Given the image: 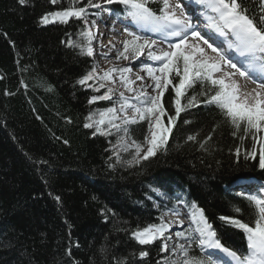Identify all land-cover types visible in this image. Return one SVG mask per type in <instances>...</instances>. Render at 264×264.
I'll return each mask as SVG.
<instances>
[{
  "label": "trees",
  "instance_id": "1",
  "mask_svg": "<svg viewBox=\"0 0 264 264\" xmlns=\"http://www.w3.org/2000/svg\"><path fill=\"white\" fill-rule=\"evenodd\" d=\"M242 2L249 15H259L258 0ZM67 4L0 0V264H67V247L79 264H114L113 257L126 258L127 264H164L167 255L160 251L159 240L139 245L131 232L158 223L165 207L176 206L178 198L195 201L218 237L234 250H244L242 231L218 217L254 219L246 197L232 186L264 181L258 157L245 160L242 151L237 162L229 149L241 145L238 136L231 135L233 129L214 105H201L181 113L166 151L129 166L126 161L134 149L119 146L122 132L112 128L111 135H100L84 127L90 112L114 106L108 100L89 103L104 88L94 91L76 81L94 60L62 43L83 40L78 33L87 26L74 18L68 24L39 23L44 13ZM109 7L125 14L123 5ZM173 96L170 87L163 97L169 114H174ZM185 119L191 123H183ZM164 121L167 124L166 117ZM146 125H128L126 139L142 142ZM196 133L195 141H187ZM209 134L212 139L201 149L200 142ZM251 143L246 139L243 147ZM234 206L242 213H235ZM198 249L193 245L191 255L203 256ZM141 250L149 255L141 259Z\"/></svg>",
  "mask_w": 264,
  "mask_h": 264
},
{
  "label": "snow or ice",
  "instance_id": "2",
  "mask_svg": "<svg viewBox=\"0 0 264 264\" xmlns=\"http://www.w3.org/2000/svg\"><path fill=\"white\" fill-rule=\"evenodd\" d=\"M59 2L61 0H50L52 5ZM18 3L25 5L26 0H18ZM153 3H159L161 7L154 10L149 6ZM193 3L202 9L199 17L204 21V30L219 38V44H216L215 40L210 43L211 37L206 38L201 34L199 25L193 23L192 17L183 11V3L173 4L171 0H87L86 3L84 0H68L67 7L44 13L39 23L68 24L73 18L82 21L87 27H84L78 36L83 40L68 39L62 43H66V46L73 50L78 49L79 55L88 57L94 55L92 41L96 38V33L92 30L96 21H89V9L105 10L104 5H123L125 18H130L131 22L141 30L147 28L150 32L160 33L164 39L175 38L167 44V48H158L157 41L151 36L140 34L128 27L124 28L127 38L120 42L122 47L116 51L115 59L135 61L143 57L138 67L146 72L151 83H144L145 77L138 73L133 78L130 66H113L101 74L97 72L98 66L95 64L76 81L77 84L92 88L94 91L106 88L102 95L92 96L89 103L98 100L112 101L115 89L109 86V83L115 85L117 79L125 91L132 93L131 96H126L125 91H120L113 107L90 112L85 118L89 122L84 124L85 128H95V132L100 135H111L112 128L122 132L123 135L118 138L119 146L124 151L134 149L131 159L126 161L129 166L154 157L159 150H167L168 139L182 112L201 105H214L219 110L223 122L233 129L231 135L238 136L241 141L240 146L235 147L234 150L229 149L230 152L234 151L237 162L243 151L245 160L256 161L258 157V167L264 170V0H258L259 15H249V9L242 0H193ZM176 9H181V14H177ZM91 14L99 16L101 11ZM190 38L195 42L189 43ZM201 43L206 48L202 47ZM109 44L112 42L109 41ZM112 47L115 48V45ZM208 49L214 55H209ZM229 51L244 58L240 67L227 56ZM103 55L107 57L109 54ZM113 73L117 75L114 77ZM218 73L220 75H217ZM252 73L256 75L252 76ZM237 74L240 77L251 76L253 83L259 81L257 87L251 91H243L235 79ZM88 81H99V83L89 84ZM137 81L142 82L139 88L135 87ZM197 84L200 86L199 90L188 95L189 90L194 89ZM23 86L27 88L26 84ZM170 87L174 91L172 98L174 114L168 113L163 102L164 94ZM149 88L151 92L148 91ZM129 110L131 116L128 114ZM165 117L167 124L164 121ZM118 120L121 123H116ZM142 121L147 122V134L144 140L138 142L131 139L128 142L127 126ZM183 123L189 124L191 121L185 119ZM219 126L220 124L214 125L213 132ZM241 131L243 134L238 135ZM197 135L199 133L188 135L186 139L195 141ZM249 138L252 143L248 148H244L243 141ZM211 139L212 135L209 134L200 142V148L204 149ZM116 155L120 159L118 152ZM155 191L159 192L158 189ZM245 191L252 190L245 186L241 194L243 195ZM255 193L246 196L254 215L251 222H245L236 216L218 217L228 226L242 231L246 241L244 250H234L222 243L213 224L205 215V210L195 201L178 198V203L184 205L189 224L185 227L182 220L176 222L183 230L174 234L186 243L174 242L171 247L172 254L183 255L176 259L169 257L164 264H264V183L255 190ZM55 199L59 201L60 197L56 196ZM107 211L111 212V210ZM233 211L237 214L242 213V209L238 206H234ZM168 213L177 217L181 215L179 207H165L158 223L137 227L131 232L132 238L139 245H151L159 240L160 251H169L168 241L172 237L166 233L171 232L174 222L164 221V215ZM111 214L115 215V213ZM193 244L208 254L190 255ZM76 247H79V244ZM100 250L106 251L103 247ZM65 255L68 257L67 264H79L72 257L71 247L65 249ZM148 255L146 250L138 253L141 259ZM113 259L114 264H127L126 258L113 257Z\"/></svg>",
  "mask_w": 264,
  "mask_h": 264
},
{
  "label": "rangeland",
  "instance_id": "3",
  "mask_svg": "<svg viewBox=\"0 0 264 264\" xmlns=\"http://www.w3.org/2000/svg\"><path fill=\"white\" fill-rule=\"evenodd\" d=\"M84 2L86 3L87 0H84ZM171 2H172L173 4H176V3H182V2H180V0H171ZM80 6H83V5H80ZM105 6H107V5H104V7H105ZM98 11H101V10H97V9H89V13H90L89 17L92 16V18L90 17V19H92V20H96V19H98V17H100V15L97 16V15H92V14H91V13H96V12H98ZM176 11H177V14H181V9H176ZM101 15H102V11H101ZM128 19L130 20V18H128ZM95 33H96V32H95ZM98 39H99V42H98ZM97 42H98V43H97ZM194 42H195V41H194L193 39H189V43H194ZM98 44H100V38H99V36H98V33H96V38L92 41V47H93V49L95 50L94 55L92 56V58H93V60H94V63L98 66V68H97V72H98V73H101V74H102L103 71L108 70V69L112 68L113 66H116V67H122V66L125 64L126 61H124V60H122V59H121V60H116V59H115L116 51H117L118 49H121V47H122V46H119V45H120L119 43H118V45L115 46V48L112 47V49H111L112 56H111V57L109 56V57H106V58H105V57L102 58L101 53H100V51L103 52V54L105 53V50H106V49H104L105 47H103V49L101 50V49L99 48ZM201 46L206 48V46L203 45L202 43H201ZM96 48H97V49H96ZM99 50H100V51H99ZM207 51H208V53H209L210 55H214L213 53H211V51H210L209 49H208ZM107 53L110 54V52H108V51H107ZM143 59H144V58H143ZM225 70H227V71H235L234 69H225ZM116 75H117L116 73H113V76H114V77H115ZM217 75H220V74L218 73ZM143 76L145 77V80H150V78L147 77L146 72H145V74H144ZM235 79L238 81V83L240 84L241 89H242L243 91H246V90H247V91H251V89H254V88H256V86H257V84H255V83H253V82L247 80L248 78H246V77H241V78H240V76H239L238 74H237V76L235 77ZM249 84H250V85H249ZM247 85H248V86H247ZM109 86H113L114 89H115V95L113 96V100H112V102L114 103V101L116 100V97L118 96L119 92H120V91H125V90H124V88L120 85L118 79H117V82H116L115 85H111V84L109 83ZM104 90L106 91V88H104ZM148 91L151 92V91H152L151 88H149ZM125 95H126V96H131L132 93H129V92L125 91ZM128 114H129L130 116L132 115V113H131L130 110H129V113H128ZM116 123H121V121L118 120V121H116ZM122 126H123V125H122ZM128 142H129V139H128ZM145 151H146V148H145ZM141 155H143V153H141ZM234 189H235V190H238V189L241 190V188H239V187H235ZM243 189H244V188H243ZM251 190H252V189H251ZM249 193H251V194H255V190H254V191L252 190V191L249 192ZM178 207H179L180 209L182 208L181 205H178ZM164 220H165V219H164ZM172 245H173V244L170 245V243H169V251H167V252H165V253L167 254V258L171 257L172 259H176L177 257H179L180 253H177V254L173 255L172 252H171V247H172ZM200 251H201V253H202L203 255H207V254H208L207 252H205V251H203V250H201V249H200ZM208 251L210 252L211 250H208Z\"/></svg>",
  "mask_w": 264,
  "mask_h": 264
},
{
  "label": "bare ground",
  "instance_id": "4",
  "mask_svg": "<svg viewBox=\"0 0 264 264\" xmlns=\"http://www.w3.org/2000/svg\"><path fill=\"white\" fill-rule=\"evenodd\" d=\"M180 2H182V0H180ZM99 18V17H98ZM101 31H97L96 33H98V36L100 38V44H98L99 48L102 50L103 47H105L104 49L105 50V53L110 52V54L107 56V57H111L112 56V53H111V49H112V45H118V42L116 40V36L112 35L111 33L107 32L105 29H100ZM109 41L112 42V44H109ZM98 42H99V39H98ZM97 42V43H98ZM100 51V50H99ZM101 56L102 58H104L105 56L103 55V52H101ZM210 55V54H209ZM106 58V57H105ZM143 60V57L140 58V60H129V61H126L125 64L123 66H130L132 67V76L134 78L135 74H139L141 76H143L145 74V71H141L140 68L138 67V65L140 64V62ZM96 65V64H95ZM98 68V67H97ZM241 78V77H240ZM141 81H137L136 82V85L135 87L139 88L140 85H141ZM144 83H151V80H145ZM250 85V84H249ZM248 86V85H247ZM257 87V86H256ZM252 90V89H251ZM247 91V90H246ZM238 183V182H237ZM236 183V184H237ZM236 185L234 184L232 187H235ZM177 204L181 205V203H178ZM177 230H179L178 228H176Z\"/></svg>",
  "mask_w": 264,
  "mask_h": 264
}]
</instances>
